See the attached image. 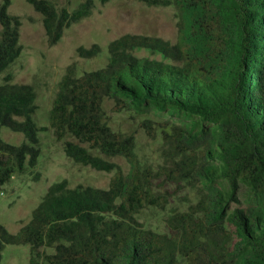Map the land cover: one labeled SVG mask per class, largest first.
<instances>
[{
	"label": "trees",
	"instance_id": "1",
	"mask_svg": "<svg viewBox=\"0 0 264 264\" xmlns=\"http://www.w3.org/2000/svg\"><path fill=\"white\" fill-rule=\"evenodd\" d=\"M26 1L49 45L95 7ZM140 1L176 6L178 42L125 33L108 42L100 68L68 66L44 127L34 120L35 86L11 82L21 19L1 1L0 127L25 141L0 136V185L27 171L40 177L38 130L48 128L73 162L113 174L107 188L51 183L18 232L0 224V261L5 245L23 244L29 264H264V0ZM100 51L77 48L87 58ZM106 98L116 111L147 105L178 117L162 129L155 163L141 161L134 137L107 122ZM114 156L127 160L126 172ZM151 208L163 212L166 230L141 221Z\"/></svg>",
	"mask_w": 264,
	"mask_h": 264
},
{
	"label": "rangeland",
	"instance_id": "2",
	"mask_svg": "<svg viewBox=\"0 0 264 264\" xmlns=\"http://www.w3.org/2000/svg\"><path fill=\"white\" fill-rule=\"evenodd\" d=\"M53 1L58 7L72 9L83 0ZM93 1L95 7L91 14L70 25L56 44L49 45L41 15L26 0H11L8 11L21 19L20 43L23 47L21 55L10 69L13 74L11 82L30 83L35 86L37 110L34 120L39 127L49 125L48 110L57 83L68 66L72 65L77 74L100 68L107 59L108 42L125 33L156 36L170 41L171 44L179 40V11L175 5L150 6L140 0H108L105 3L100 0ZM92 44L101 47L98 55L88 58L79 55V46L88 48ZM136 52L147 57L164 59L157 50L140 48ZM115 104L114 99L104 100L107 122L113 129L134 137L135 149L141 161L155 163L159 159L161 131L167 123L169 126L177 122L178 117L147 105L140 108L130 105L116 111ZM0 136L4 142L13 145L25 141L23 133L12 131L6 126L0 127ZM38 138L40 154L34 169L40 172V177L33 179L32 173L27 171L0 185V224L11 233L18 232L29 221L32 210L41 201L51 183L66 179L71 187L82 184L107 188L113 174L73 162L63 151V140H57L49 128L38 130ZM108 159L117 163L125 172L129 169V163L123 156ZM139 216L145 226L166 230L163 212L151 208ZM0 264H29V246L5 245Z\"/></svg>",
	"mask_w": 264,
	"mask_h": 264
}]
</instances>
